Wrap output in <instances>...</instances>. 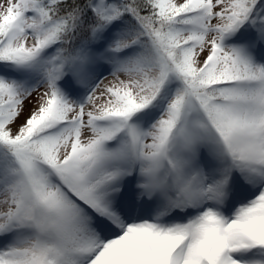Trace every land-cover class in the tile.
Segmentation results:
<instances>
[{"label": "snow or ice", "instance_id": "snow-or-ice-1", "mask_svg": "<svg viewBox=\"0 0 264 264\" xmlns=\"http://www.w3.org/2000/svg\"><path fill=\"white\" fill-rule=\"evenodd\" d=\"M0 264H264V0H0Z\"/></svg>", "mask_w": 264, "mask_h": 264}]
</instances>
